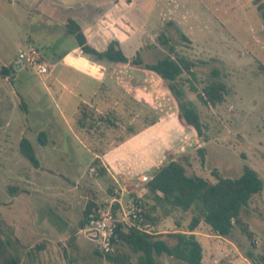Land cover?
<instances>
[{
  "label": "rangeland",
  "instance_id": "rangeland-1",
  "mask_svg": "<svg viewBox=\"0 0 264 264\" xmlns=\"http://www.w3.org/2000/svg\"><path fill=\"white\" fill-rule=\"evenodd\" d=\"M69 18L98 50L118 39L130 60L137 52L146 64L167 56L187 60L190 71L178 80L185 100L200 116L203 138L179 127L167 84L153 73L93 62L78 50L76 57L104 73L102 81L70 75L59 63L77 46L66 31ZM29 47L53 69L38 75L26 66L9 78L0 76V237L21 264H111L97 254L98 239L79 228L83 210L90 199L109 198L113 178L133 190L143 187L148 174L139 175L137 165L122 159L116 163L109 156L104 160L113 175L99 176L90 169L97 153L94 145L101 160L121 143L119 138L130 136L128 127L146 125L148 113L158 120L149 126L148 138L174 144L168 155L189 153L188 175L209 182L215 181L214 171L238 178L245 165L260 175L263 190L241 213L252 238L236 227L225 237L228 242L210 236L203 247L204 264L258 262L264 255V21L255 0H0V65L16 68L19 50ZM213 82L224 84L223 101L205 105L198 94ZM83 104L95 110L98 127L91 132L77 125ZM99 115L110 122H99ZM42 132L45 136L39 138ZM22 138L31 142L39 167L21 154ZM198 147L206 150L203 164L195 152ZM190 221V212L176 211L156 222V231L173 244L168 236L178 224L186 230ZM202 231L213 234L205 224ZM157 260L183 264L167 254Z\"/></svg>",
  "mask_w": 264,
  "mask_h": 264
},
{
  "label": "trees",
  "instance_id": "trees-1",
  "mask_svg": "<svg viewBox=\"0 0 264 264\" xmlns=\"http://www.w3.org/2000/svg\"><path fill=\"white\" fill-rule=\"evenodd\" d=\"M255 4L264 21V0H255ZM66 31L75 37L77 47L82 54L93 62L107 61L118 66L131 65L145 73L150 72L157 75L167 84L166 87L176 103L177 109L173 116H175L179 127L190 129L197 139L203 138L204 126L200 116L195 108L185 100V91L178 80L184 71H190L191 64L187 60L173 59L167 56L156 63L146 64L139 52L134 59L130 60L122 50L118 39L111 40L105 49L98 50L88 42L81 26L72 18L68 19ZM163 41L167 42V40ZM16 71L17 68L12 66L0 65L1 77L9 78ZM224 90V84L213 82L203 88L202 93L198 94V98L205 105L216 106L223 101ZM78 110L76 120L78 128L91 132L93 127H98L97 120L95 119L96 122L94 120V108L83 104ZM149 115L148 113V118L145 117L147 124L140 129H134L132 126L127 128L130 133L127 138L158 121L157 118L149 117ZM100 121L110 122L109 118L99 115ZM41 135L45 136V133L39 134V138H42ZM127 138H119V141L123 143ZM94 147L97 156L92 161L90 169H94L99 176H104L107 174V170L98 156L100 150L95 145ZM20 152L34 167H39L40 164L33 146L27 138L21 139ZM195 152L199 156L200 162L205 163V148L198 147ZM191 164L189 153H183L176 158L171 157L152 173L143 187L134 191L146 190L141 198L145 221L150 222L156 230V222L172 213L176 211L190 212L191 221L187 226L189 232L194 231L201 222H204L218 236L228 237L237 227L248 238H252V232L248 229L241 213L248 206L251 198L263 190V180L257 171L249 165H245L238 178H226L214 171L215 181L209 182L201 176L188 175L187 167ZM113 188L112 181V186L108 188L109 196L113 194ZM102 204L103 202L96 201L94 198L88 200L83 210V217L78 224L80 229L87 225L90 215ZM168 237L173 238V244L163 239L160 233L148 234L134 226L120 223L116 228L113 240L114 251L109 254L100 253L111 264H159L157 256L162 254L175 257L183 264H204L203 248L194 234L173 232ZM41 247L43 246L40 244L38 249ZM96 252L100 254L98 250ZM248 257L252 258V254L249 253ZM0 264H21L20 259L10 253L9 242L6 243L1 237ZM254 264H264V255L260 256L258 262H254Z\"/></svg>",
  "mask_w": 264,
  "mask_h": 264
},
{
  "label": "built area",
  "instance_id": "built-area-1",
  "mask_svg": "<svg viewBox=\"0 0 264 264\" xmlns=\"http://www.w3.org/2000/svg\"><path fill=\"white\" fill-rule=\"evenodd\" d=\"M15 66L18 69L31 66L38 75L48 74L51 70L50 64L33 47H29L28 50H19ZM113 179L115 181L113 194L90 215L89 222L82 230L90 238L98 239L97 248L103 254H109L114 251L115 245L113 240L116 228L120 223L134 226L148 234L158 233L150 222L145 221V217L143 216L141 198L146 190L141 189L134 192L135 190H128L125 182L122 186L115 178ZM148 179L149 177L146 175L142 178L145 182Z\"/></svg>",
  "mask_w": 264,
  "mask_h": 264
},
{
  "label": "crops",
  "instance_id": "crops-1",
  "mask_svg": "<svg viewBox=\"0 0 264 264\" xmlns=\"http://www.w3.org/2000/svg\"><path fill=\"white\" fill-rule=\"evenodd\" d=\"M78 50H80V49L77 46L70 48L68 51H66L62 55L59 63H62L66 67V69H68L70 71V73H69L70 75H73L74 74L73 72H77L80 75L89 76L98 82L102 81V77H103L104 73L100 72L99 70H97L98 72H96L92 69V68H95V65H96L95 63H94L95 65H94L93 63L88 62V60L84 59L83 57H79V56L76 57L74 53ZM43 56H46V55H43ZM67 58H70L74 61H80L81 63H87L88 69H82V68L78 67L77 65L71 63ZM52 69H53V67L51 66V70ZM150 130H151V127H147L145 129L141 130L140 132H138L137 134L127 138L123 143L119 144L117 147L112 148L108 152L104 153L105 155L101 156V161H102L103 166L106 168L107 172H109L111 174L110 169L106 166V162H105L104 158L109 157V156H112L113 161L116 160V163H117V161H119L121 159L124 162L130 161L131 165H133V167H134V165L138 166V171L140 173L139 175L146 173V174H148L147 175L148 177H150L156 169H158L160 166H162L163 162L165 160H168L170 157L176 158L177 156L174 153L169 154V155L166 154V151L170 148L169 146L172 147L174 144L173 145L169 144V146H167V144H163V142H159V143L157 142V144H156L155 142L151 141L152 140L151 138H148L150 136V133H151ZM159 130H162V129H159ZM144 138H146V139L143 140ZM95 156H97V155H95ZM98 156L100 158V155H98ZM111 175H113V174H111ZM136 179H139V178H136ZM137 189L138 188H135L133 190H137ZM174 213H172L168 217L163 218V220L164 219L165 220L170 219ZM203 224H205V223L201 222L200 225L192 232H189L187 230V228H186V230L178 229L179 227H181V225L178 224V226H177L178 228L173 232H183V233H187V234H194L196 236L197 240L201 243L202 248L204 247V243L206 241H208V237H210V236L213 239L218 238V239H222L223 241L228 242V240L225 237L218 236L214 233L210 234L208 232L202 231ZM205 225L207 227H209L207 224H205ZM209 229H210V227H209Z\"/></svg>",
  "mask_w": 264,
  "mask_h": 264
},
{
  "label": "bare ground",
  "instance_id": "bare-ground-1",
  "mask_svg": "<svg viewBox=\"0 0 264 264\" xmlns=\"http://www.w3.org/2000/svg\"><path fill=\"white\" fill-rule=\"evenodd\" d=\"M85 68H87L88 69V67H87V63H81Z\"/></svg>",
  "mask_w": 264,
  "mask_h": 264
}]
</instances>
